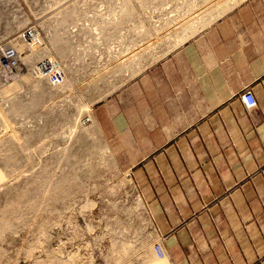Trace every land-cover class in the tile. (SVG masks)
Returning a JSON list of instances; mask_svg holds the SVG:
<instances>
[{
	"label": "rangeland",
	"instance_id": "rangeland-1",
	"mask_svg": "<svg viewBox=\"0 0 264 264\" xmlns=\"http://www.w3.org/2000/svg\"><path fill=\"white\" fill-rule=\"evenodd\" d=\"M176 4L0 0V264H134L150 249L156 260L158 237L130 170L140 155L121 153L134 140L109 142L80 121L137 70L147 36L160 34ZM47 65L61 83L44 75Z\"/></svg>",
	"mask_w": 264,
	"mask_h": 264
},
{
	"label": "crops",
	"instance_id": "crops-1",
	"mask_svg": "<svg viewBox=\"0 0 264 264\" xmlns=\"http://www.w3.org/2000/svg\"><path fill=\"white\" fill-rule=\"evenodd\" d=\"M176 1L92 107L103 137L140 155L132 180L165 258L133 263L264 264V0Z\"/></svg>",
	"mask_w": 264,
	"mask_h": 264
},
{
	"label": "built area",
	"instance_id": "built-area-1",
	"mask_svg": "<svg viewBox=\"0 0 264 264\" xmlns=\"http://www.w3.org/2000/svg\"><path fill=\"white\" fill-rule=\"evenodd\" d=\"M3 59L5 60L7 68H13L17 65V55L11 48L6 49L5 52H3ZM51 67L52 66L47 65L42 67L41 70L44 71V75H46L47 78L50 77L51 82L61 83L63 79L62 74ZM240 100L246 109H252L256 106L255 97L250 90H245L242 92L240 95ZM153 251L157 258L163 259L165 257L164 247L160 238H157V241L154 243Z\"/></svg>",
	"mask_w": 264,
	"mask_h": 264
},
{
	"label": "bare ground",
	"instance_id": "bare-ground-1",
	"mask_svg": "<svg viewBox=\"0 0 264 264\" xmlns=\"http://www.w3.org/2000/svg\"><path fill=\"white\" fill-rule=\"evenodd\" d=\"M31 40H32V39H31ZM19 43H20V42H19ZM19 43H18V45H19L18 47H19V48L23 47V46H22L23 44H19ZM15 45H16V44H15ZM18 47H17V49H18ZM2 50H3V49H2ZM25 56H26V55H25ZM28 56H29V55H28ZM26 57H27V56H26ZM24 60H25V57H23V61H24ZM37 91H38V90H37ZM33 97H34V96H33ZM30 100H31V99H30ZM29 102H30V101H29ZM33 103H34V102H33ZM31 104H32V102H31ZM32 105H33V104H32ZM34 105H35V104H34ZM29 106H31V105H29ZM15 109H16V108H15ZM87 114H88V113H87ZM89 116H90V115H89ZM89 116H88L87 118H83V119H81L80 122H81L83 125L85 124V126L87 125V122H89V121H90V122L92 121L91 124L94 123V120H93V119H92V120L90 119V118H92V117L89 118ZM90 122H89V123H90ZM78 125H79V124H78ZM94 125L96 126L95 123H94ZM81 126H82V125H81ZM89 126H90V125H89ZM72 127H73V126H72ZM86 127H88V126H86ZM86 127H85V128H86ZM97 130H98V128H97ZM70 131H71V130H70ZM73 133H74V132H73ZM24 140H25V139H24ZM21 143H22V142H21ZM22 145H23V144H22ZM27 145H28V144H27ZM17 146H18V145H17ZM23 148H24V147H23ZM105 148H107V147L105 146ZM66 177H67V176H66ZM67 178H68V177H67ZM58 179H59V178H58ZM60 179H61V178H60ZM64 180H65V179H64ZM68 180H69V179H68ZM56 181H57V180H56ZM54 183H56V182H54ZM64 183H65V182H64ZM61 184H62V183H61ZM53 185H54V184H53ZM68 185H69V184H68ZM58 186H60V184H59ZM65 186H66V185H65ZM56 187H57V186H55V188H56ZM61 187H62V186H61ZM61 187H60V188H61ZM63 187H64V185H63ZM58 188H59V187H57V188L54 189V190L52 189L53 192H50V196H51V197H55V196L58 194V191H59V190H57ZM64 189H65V188H64ZM67 189H68V188H67ZM68 191H69V190H68ZM63 192L65 193V191H63ZM61 193H62V192H61ZM59 194H60V193H59ZM48 195H49V194H48ZM57 196H58V195H57ZM48 197H49V196H48ZM51 199H52V198H51ZM137 203H139V202H137ZM153 254H154V253H153ZM154 256H155L156 259H159V258L156 257L155 254H154ZM160 260H161V259H159V261H160ZM162 260H164V259H162Z\"/></svg>",
	"mask_w": 264,
	"mask_h": 264
}]
</instances>
